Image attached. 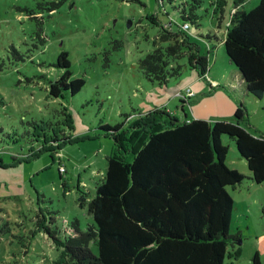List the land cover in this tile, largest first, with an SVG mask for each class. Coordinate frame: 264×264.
<instances>
[{"label":"rangeland","instance_id":"374dc122","mask_svg":"<svg viewBox=\"0 0 264 264\" xmlns=\"http://www.w3.org/2000/svg\"><path fill=\"white\" fill-rule=\"evenodd\" d=\"M259 1L245 0L239 7L249 11ZM234 2L0 0V157L5 165L0 166V264H61L67 223L77 218L82 229L94 223L78 198L81 191L93 195L106 172V157L114 150V139L102 125L120 124L118 132L133 131L142 114L163 104L184 115L179 83L192 71L159 85L146 78L139 63L155 48L162 23L185 21L184 9L198 15L199 26L193 24L198 35L191 34V40L209 57L207 76L191 88L195 95L199 89L205 94L184 103L188 116L227 120L223 114L230 108L227 115L234 119L242 101L246 117L241 124L255 135H264V95L258 99L241 90L235 93L240 83L238 68L224 45L208 38L214 32L220 37L224 33ZM153 15L156 22L150 19ZM206 41L214 45L210 53ZM63 51L69 53L72 78H83L85 85L74 96L66 91L54 98L49 88L63 72L55 66ZM208 79L219 86L211 88ZM63 109L70 116L71 130L63 122ZM33 121L39 127L60 122L76 141L65 143L58 153L43 151L29 161L12 163L14 153L25 154L20 155L23 159L44 148L40 141L31 140ZM223 143L229 147L228 167L250 175L234 142L224 136ZM60 164L66 169L62 176ZM228 190L235 200L231 233H239L242 243L230 248L226 264H251L256 252L264 264V182L245 178ZM50 216L61 231L60 243L44 229L38 230V218L44 219L43 224ZM90 248L98 254L96 241Z\"/></svg>","mask_w":264,"mask_h":264},{"label":"trees","instance_id":"16d2710c","mask_svg":"<svg viewBox=\"0 0 264 264\" xmlns=\"http://www.w3.org/2000/svg\"><path fill=\"white\" fill-rule=\"evenodd\" d=\"M244 1L235 0L221 37L214 32L208 38L224 45L238 68L240 83L235 93L241 90L260 99L264 95V0L249 11L239 7ZM182 18V24L173 19L161 24L155 48L139 62L152 83L167 85L187 70L199 78L209 72L208 55L191 40V34L198 35L193 27L199 26L198 15L184 9ZM150 19L156 22L157 17ZM206 43L212 52L214 45ZM55 66L63 72L51 82L49 94L59 98L66 91L72 96L79 93L85 80L72 78L67 51L59 54ZM190 97H180L181 103ZM245 112L244 102L239 101L234 119L181 120L161 106L142 114L127 133L118 132L120 124L102 125L104 133L114 139V150L106 157V172L93 195L81 191L78 198L94 223L86 229L77 218L67 223L61 264H226L230 248L241 237L231 233L235 200L228 188H236L245 178L264 182V135H255L241 124ZM62 115L69 130L73 129L66 109ZM32 127L31 140L40 141L44 148L23 159L25 154L14 153L12 163L29 161L43 151L58 153L65 143L76 141L60 122H44L39 127L33 121ZM224 136L247 161L250 175L228 167ZM0 166H5L1 157ZM43 221L38 218V230L44 229L59 242L56 218ZM92 241L97 242L98 254L90 248ZM251 264H262L258 253Z\"/></svg>","mask_w":264,"mask_h":264},{"label":"crops","instance_id":"0c3cea01","mask_svg":"<svg viewBox=\"0 0 264 264\" xmlns=\"http://www.w3.org/2000/svg\"><path fill=\"white\" fill-rule=\"evenodd\" d=\"M207 76V75H206ZM184 80L181 82V83H179V85H181L182 86V89L179 91L180 93L182 92V90H185V92L189 89L190 91H191V93H192V96H195V97H197L198 99H201V96H203L205 93L203 92V91H201V89H199L197 92H199V93H197L196 95H195V92L191 89L192 88V86L194 87V86H196L197 84H198V82H200L201 80H199V77L197 76V74L195 73V72H191V74L189 73L185 78H183ZM208 82H209V84H210V87L211 88H214V87H218L219 86V83H218V81H216V80H214V81H211V79H208ZM213 83H215L216 85H214L213 86ZM212 85V86H211ZM203 90H205L204 88H202ZM178 92V93H179ZM193 98V97H192ZM189 101H191V98H188L187 100H185V102H189ZM185 102H182V105H181V110H182V112H184V115L182 116V115H179L175 110H171L170 108H168L167 106V108L170 110V111H174V113H175V115L179 118V119H181V120H186V119H188V120H190V119H193V118H202V119H207V120H212L213 118H214V116H209V117H206V116H203V115H198V114H195L194 113V117H189L188 116V113H187V111H186V107H185V105H184V103ZM161 106H165L164 104L163 105H161ZM160 106V107H161ZM229 109L230 108H228V113L226 112V114L224 115L223 113V116H224V118H230L229 117V115H227V114H229ZM214 120V119H213ZM236 245V244H235ZM235 247H233V249H234ZM235 251V250H234ZM236 252V251H235ZM256 253H258L259 254V256L261 257V253L260 252H256ZM232 254H234V252H232Z\"/></svg>","mask_w":264,"mask_h":264},{"label":"built area","instance_id":"2783aa9c","mask_svg":"<svg viewBox=\"0 0 264 264\" xmlns=\"http://www.w3.org/2000/svg\"><path fill=\"white\" fill-rule=\"evenodd\" d=\"M188 27H189L188 24H185V25H184V28L187 29ZM214 85H216V84L213 83V86H214ZM178 95H179L180 97H186V96H192V93H191L190 90H188L187 93H186L185 95H184L183 93H180V92L178 93ZM59 157H60V158L62 157L61 153L59 154ZM60 171H61V172H64V171H65V167H64V166H61V167H60Z\"/></svg>","mask_w":264,"mask_h":264},{"label":"water","instance_id":"95a60500","mask_svg":"<svg viewBox=\"0 0 264 264\" xmlns=\"http://www.w3.org/2000/svg\"><path fill=\"white\" fill-rule=\"evenodd\" d=\"M242 243V239H239L238 241H236L235 244H241Z\"/></svg>","mask_w":264,"mask_h":264}]
</instances>
